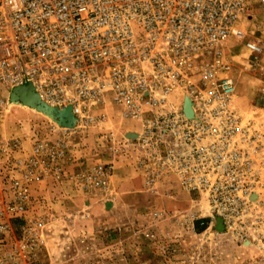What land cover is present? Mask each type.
Segmentation results:
<instances>
[{"label": "built area", "instance_id": "1", "mask_svg": "<svg viewBox=\"0 0 264 264\" xmlns=\"http://www.w3.org/2000/svg\"><path fill=\"white\" fill-rule=\"evenodd\" d=\"M256 5L264 0H0V235L16 245L13 263L45 244L37 185L108 188L112 163L71 171L66 158L72 134L112 118L110 102L140 120L136 136L109 130L105 140L133 156L148 189L175 177L200 206L193 216H207L204 229L264 237V105L239 104L226 53L237 37L264 55V38L240 24ZM35 94L71 107L76 122H38L27 145L2 125L19 107L13 97Z\"/></svg>", "mask_w": 264, "mask_h": 264}, {"label": "rangeland", "instance_id": "2", "mask_svg": "<svg viewBox=\"0 0 264 264\" xmlns=\"http://www.w3.org/2000/svg\"><path fill=\"white\" fill-rule=\"evenodd\" d=\"M255 11H264V6L256 5ZM240 24L249 34L264 38V13H258L251 19L244 15ZM226 53L234 61L233 73L239 104L245 109L264 105V55L256 58L244 41L237 37L229 40ZM252 61H256V64L251 65ZM107 110L112 115L107 123L92 125L91 134L75 133L70 138L72 143H78L86 138L84 135H95L98 139L96 142H100L99 136H104L102 143L106 147L103 150L94 148L95 154L100 153L97 163L104 161L102 158L108 154V150L117 151V147L112 149L113 144L105 140L110 131L119 141L127 137L126 133L138 130L140 125L138 119L123 118L122 109L112 102ZM53 120L47 115L19 106L8 114L2 128L7 136L13 133L25 137L29 145L34 124L41 121L50 124ZM122 156L130 161L133 172L139 171L132 155ZM138 174L142 173L139 171ZM73 186L75 189L82 188ZM89 208L85 210L82 207L77 214L60 212L55 215L57 210L38 212L41 208L35 206V214L49 215L43 233L44 246L35 258L19 259V262L13 263L10 251H14L16 245L12 239L0 235V264H264V237L260 239L256 236L246 241L232 232L200 228L205 227L207 216H193L192 213L198 211L200 206L187 193L184 199L147 196L138 210L128 209L122 213V225L106 229L100 224L104 217L102 211L100 215H93ZM221 227L220 223L218 228Z\"/></svg>", "mask_w": 264, "mask_h": 264}, {"label": "crops", "instance_id": "3", "mask_svg": "<svg viewBox=\"0 0 264 264\" xmlns=\"http://www.w3.org/2000/svg\"><path fill=\"white\" fill-rule=\"evenodd\" d=\"M260 13L263 14L264 11ZM99 135L100 134H98V136ZM84 137L86 138L81 142L74 143V145H76L73 146L71 153H69L66 158V167L71 171L95 165L97 163V157L100 155V153L95 154V151L97 149L103 150L106 147L105 143H102L104 136H99V138H101L99 139L101 140L100 142H96L98 139L95 135H90L88 137L84 135ZM101 143L102 146H100ZM81 144H86L87 146L83 147ZM94 148L96 150H94ZM119 148L120 146H118V149ZM102 159L104 160L102 161L103 163L108 162L113 165V172L107 189L87 192L83 188L75 189L73 186L74 183L70 180L67 184L62 186H56L51 180H45L43 183L37 185V189L35 190L36 196L41 195L44 197L43 204L36 205L37 208L40 206L42 209H39L38 212L57 210L58 212H56L55 215H58L60 212H72L77 214L80 208L83 207V209L87 210L89 206V211L92 209L90 213L93 215H100L102 211L104 217L100 220V224L106 229L122 225L121 216H124L122 213H125V210L128 209L138 210L140 204L147 196L151 198H160L164 196L180 199L186 198V192L182 189L181 184L175 177H173L174 183L172 185L167 184L165 187L158 188V190L146 188V186H144L143 175H139V171H136V173L131 170L132 168L129 165L130 161L123 157L119 150L116 152L114 150H112V152L108 150V154L103 156ZM94 228L95 227H93V229Z\"/></svg>", "mask_w": 264, "mask_h": 264}, {"label": "bare ground", "instance_id": "4", "mask_svg": "<svg viewBox=\"0 0 264 264\" xmlns=\"http://www.w3.org/2000/svg\"><path fill=\"white\" fill-rule=\"evenodd\" d=\"M37 95L35 94L33 98L29 99L28 101H20L18 98L13 97V101L15 104L19 105L20 107L32 111L35 113H42L44 115H47L48 117H51L52 119L58 121L60 124H66L67 126H74L76 119L73 114L72 108L68 107L64 110L58 109V107H53L49 104L42 103V102H36ZM190 105V100L189 103ZM247 108V107H246ZM130 135L136 136V132H129Z\"/></svg>", "mask_w": 264, "mask_h": 264}, {"label": "water", "instance_id": "5", "mask_svg": "<svg viewBox=\"0 0 264 264\" xmlns=\"http://www.w3.org/2000/svg\"><path fill=\"white\" fill-rule=\"evenodd\" d=\"M31 98H33V96H28L27 101H28L29 99H31ZM35 101H36V100H35Z\"/></svg>", "mask_w": 264, "mask_h": 264}, {"label": "trees", "instance_id": "6", "mask_svg": "<svg viewBox=\"0 0 264 264\" xmlns=\"http://www.w3.org/2000/svg\"><path fill=\"white\" fill-rule=\"evenodd\" d=\"M218 226H219V225H218ZM200 228L204 229V227H200Z\"/></svg>", "mask_w": 264, "mask_h": 264}]
</instances>
